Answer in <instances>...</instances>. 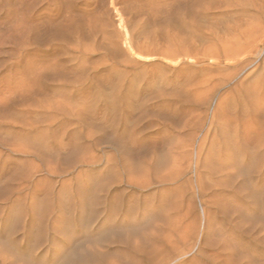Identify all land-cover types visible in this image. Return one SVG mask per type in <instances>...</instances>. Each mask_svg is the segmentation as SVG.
I'll return each mask as SVG.
<instances>
[{
  "label": "rangeland",
  "instance_id": "374dc122",
  "mask_svg": "<svg viewBox=\"0 0 264 264\" xmlns=\"http://www.w3.org/2000/svg\"><path fill=\"white\" fill-rule=\"evenodd\" d=\"M4 97L0 264H264V0H0Z\"/></svg>",
  "mask_w": 264,
  "mask_h": 264
},
{
  "label": "bare ground",
  "instance_id": "6f19581e",
  "mask_svg": "<svg viewBox=\"0 0 264 264\" xmlns=\"http://www.w3.org/2000/svg\"><path fill=\"white\" fill-rule=\"evenodd\" d=\"M34 28L35 27L24 28L21 33L24 34L25 32L26 33L30 32L31 29H34ZM30 34H31V32H30ZM57 39H60V38L55 34V35H52L51 37L45 38V40H46L45 43L46 44H50L52 41L54 43V41H56ZM56 57H58V56H55L52 59H47V58L38 59V61H34L33 64H32V68H33V70H32L33 76L32 77H34V81L33 82H34V85L36 86L33 89L34 90L33 94H34V97H38L37 100H35L36 101L35 106L39 109L38 112H41L42 115L44 114V119H45L44 121H47V120H51V121L53 120L54 121L55 120L58 127H65L66 123L68 125L72 124V125H75V126L80 124V126H81L82 125L81 122H83L82 121L83 119H81V108H79V104L77 102H75V101L72 102L70 100L71 97H72V92L71 91H67V90H65L62 87L61 89H58L56 91L52 90L53 93L50 92L51 95L49 93L47 95L43 94L44 96L43 95L40 96L39 88H41V86L43 84L41 82V77H51V73H55V71H61L62 70V68H60V66H62V64L61 65L59 64V61H58L59 58H56ZM45 87L46 88H50V87H48L47 83H46ZM50 90L51 89H49V91ZM5 98L7 100L8 97H4V98H2L0 100H4ZM27 112H28V110H27ZM33 112H36V111H33ZM33 114L36 115V113H33ZM26 125H29L31 128L34 127V123L31 122V121L26 122ZM21 126H24V124L21 125ZM44 128L46 130H48L49 126L44 127ZM23 130H25V129H23ZM26 132L27 131H25V133ZM64 133H65V131H64ZM93 136L94 135H93V133L91 131V132H87L86 133V137L85 138L92 139ZM47 137L44 138L43 141H47L48 140ZM0 143L2 144L1 141H0ZM49 143L50 142H48V144ZM35 148L40 150V148H38V147H35ZM33 151L35 152L36 156L40 154L37 150H33ZM93 158H94L93 155H88V157H85L83 159L86 160V161H90ZM83 159H81V160H83Z\"/></svg>",
  "mask_w": 264,
  "mask_h": 264
}]
</instances>
